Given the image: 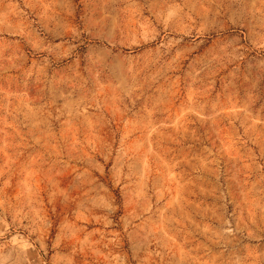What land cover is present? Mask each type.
I'll return each mask as SVG.
<instances>
[{
	"label": "rangeland",
	"instance_id": "1",
	"mask_svg": "<svg viewBox=\"0 0 264 264\" xmlns=\"http://www.w3.org/2000/svg\"><path fill=\"white\" fill-rule=\"evenodd\" d=\"M0 264H264V0H0Z\"/></svg>",
	"mask_w": 264,
	"mask_h": 264
}]
</instances>
